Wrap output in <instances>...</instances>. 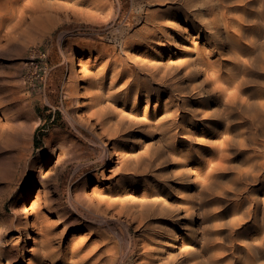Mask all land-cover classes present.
<instances>
[{"label": "bare ground", "instance_id": "1", "mask_svg": "<svg viewBox=\"0 0 264 264\" xmlns=\"http://www.w3.org/2000/svg\"><path fill=\"white\" fill-rule=\"evenodd\" d=\"M3 1L0 0V2ZM60 1L13 0L11 7L5 10L0 9V19H8L11 25L13 23L18 25L29 18L32 21L55 25L69 22L71 18L78 16L79 10L76 3L68 5ZM154 1L155 3L164 1L161 7L168 5L174 9L167 15L157 14L149 17V9L141 8L136 16L122 15L121 18L126 21L117 27L114 25L115 12L119 13L121 10V0H117L120 7L116 8L111 4L110 12L108 11L112 22L109 18L105 21L106 24L96 26L97 17L92 15L91 18L93 19L90 25L91 31L99 33L112 24V33H117L118 37L120 35L123 38L121 52L125 57L119 61L121 71L117 68L112 71L108 86L112 88L119 77H127L126 88L132 92V97L129 98V94L123 95L124 105L127 106V103L130 105L132 100L133 102L142 100L148 105L152 98L163 96H169L173 101L165 104L168 101L166 100L163 103L165 107H169L168 111L161 117L154 115L153 121L157 122V125H150L148 124L149 115L146 112L144 119L139 120L127 115L125 111L116 110L117 108L108 102L110 96L114 97L113 92H106L100 83L99 91L94 96L96 112L85 120L84 127L95 140L102 142L104 146L105 154L100 160L102 167L110 165L115 151L122 156V171L126 179L114 192H106V196H96L94 191L89 198L88 209L95 218L98 217L100 222L103 219L109 220L107 215L118 210V215L124 214L129 217L128 225L138 223L137 225L141 226L153 223L176 227L174 230L169 227L154 229L152 235L143 243L141 261L132 264H236L240 253L245 255L247 264H264V227L261 233L255 236V243L247 241L248 239L243 238L241 234L247 226L242 225L245 223L244 218H241L243 214H250L252 211L254 215L261 213L264 223V193L260 194L264 191V185L256 193H251L247 199L238 201L241 195H236L240 191L236 186L237 183L225 186L222 182L224 173L230 169V164L235 159L228 153L235 150L237 156L245 155L247 147H252L254 156L245 157L244 160L249 162L238 180L243 183L244 180L245 182H256L261 177V171L264 170V101L257 104L260 107L258 110L254 109L255 112L251 114V119H239L238 117L243 112L249 113V110L256 105L251 100L253 95L250 94L248 99H243L239 92L228 94L225 88H222L223 90L217 87L212 88L208 91L210 95H213L212 98L206 99H211L212 107L217 106L214 107L212 115L206 114L204 107L200 105L206 101L197 100L200 98L198 91H201L207 82L210 83L212 80L216 83L215 79L218 75L212 71L216 66L223 65L225 47H229V51L226 53L227 60L224 64L231 66V72L237 71L233 74L231 84L237 83L235 89L239 91L242 86L248 84L245 73L247 67L243 65L247 63V60L242 61L239 54L246 51L243 39L247 38V32L242 24L252 19L251 16L242 17L237 29L230 28L223 20H215L212 16L223 9L245 12L248 6L258 4L257 17L252 20L253 25L248 30L255 28V32H264V0H249V2H245L246 0H149V7ZM166 2L168 4H165ZM236 2L242 3V6L236 8L231 6ZM223 14L227 18V14ZM140 21H142V26L134 28L135 22ZM8 29L12 30L13 27L8 26ZM137 36L143 42L139 48H143L145 52L135 51L133 53V51L125 50L131 39ZM253 39L252 45L260 50L254 58H249V63L253 62L254 65L258 63L255 66H261L264 70V42L258 43L255 35ZM199 40H204L209 48H217V50H201L198 44H193ZM175 48L181 55L179 61L168 60L167 66L164 67L165 63L158 61V56L161 57L162 51L166 49H170L171 55ZM106 54L109 58L114 56L110 50H106ZM170 57V59L173 58ZM171 63H176V65ZM173 68L177 71L176 74ZM98 76L101 80H105L107 76L105 69ZM192 79L197 83L202 81L193 85ZM211 119L216 121L214 126H210L207 122ZM239 120H244V122L249 120L247 122L249 125L242 127ZM202 123L206 124L204 135L194 134V126ZM161 124L168 126L163 133L169 136L165 150L147 153L146 147H143L142 151L141 146L146 144L144 141H138V134H150ZM212 130L217 133V139L222 137L221 141L217 140L212 144L207 139ZM218 134L221 135L218 136ZM6 135L5 131L0 130V143L7 142ZM193 142L200 147V150L184 152L183 149L192 147ZM139 144L138 157L130 160V156H126L129 151L127 149ZM110 145L113 146L112 149ZM121 145H128L129 148L120 149ZM208 146L210 149L216 147L221 155L219 160L208 161L210 170L207 176H200L198 167L201 162H206L203 157H205L204 152ZM170 152L187 159L188 162L180 165L182 168L179 171L166 176L161 181L158 178L162 166L169 161L176 160V157H169ZM106 153L108 158H105ZM145 157L147 164L140 166L139 163ZM138 176H150L151 183H154L145 194L154 198H150V203L154 206L151 214L145 213L144 203H137L136 195L134 196L129 191L130 187L135 188L138 185L136 182H130L129 179ZM32 179L31 175L30 181ZM90 182V176L82 175L78 179L77 187ZM164 188L166 190H163ZM30 193V189L26 187L22 191V197L26 199ZM258 195L261 197H257ZM40 197L39 193L37 198ZM35 203L36 201L32 205L33 208ZM232 207L235 209L231 224L221 225V218ZM3 216L0 210V220ZM28 219L26 212L25 217L19 222L20 225L14 228L22 235L25 246L30 242L36 245L37 249L33 252L34 257L26 264H105L104 252H102L104 240L98 239L88 252L84 250V254H82V249L80 252L73 250V257L68 260L66 259L67 254L63 256L56 254L58 249L54 248L53 243L55 234L47 232L48 237L52 236L50 239L44 234L50 231L44 225L46 217L37 214L40 222L32 225L27 222ZM8 231L7 226L0 222V264H18L13 257V250L18 246L8 244L6 241ZM179 231L185 233L186 240L179 235ZM56 247L61 250V245Z\"/></svg>", "mask_w": 264, "mask_h": 264}, {"label": "rangeland", "instance_id": "2", "mask_svg": "<svg viewBox=\"0 0 264 264\" xmlns=\"http://www.w3.org/2000/svg\"><path fill=\"white\" fill-rule=\"evenodd\" d=\"M61 1L68 5L76 3L79 10L78 16L71 18L69 22L55 25L32 21L30 18L18 25L16 23L11 25L8 23V19H0V130L7 134V142L0 143V210L4 215L0 222H3L9 230L6 238L8 244L12 243L14 246H18L13 250V257L18 264H26L34 257L33 252L37 249L34 242L25 246L22 235L14 229L15 226L20 225L19 222L25 217L26 212L29 218L27 222L30 225L40 222L37 219V214L46 217L44 225L50 231H46L44 234L47 237L49 236L47 232L55 234L53 243L55 244L54 248L58 249L56 254L60 256L67 254L66 259L68 260L73 257V250L80 252L82 249V254H84V250L88 252L99 239L105 241L102 247L105 264L137 263L143 256V243L152 235L154 229L169 227L174 230L176 227L154 225L153 223L141 226L137 225L138 223L128 225L129 217L124 214L118 215V210L107 215L109 220L103 219L101 222L98 217L95 218L91 214L88 204L92 193L95 191L96 196H106V192H114L126 177L122 171V156L116 151L113 153L110 165L101 166L100 160L105 154L104 146L102 142L95 140L84 127L85 120L96 112L94 96L99 91L100 83L106 92H113L114 97L110 96L108 102L113 104L117 108L116 110L125 111L127 115L139 120L144 119L146 112L149 115L148 124L150 125H157V122L153 121V116L161 117L162 114H165L169 109V107H165V104L170 103L172 98L169 96L154 97L148 105L142 100H137V102L132 100L130 105L127 103L125 106L123 95L129 94V98L132 97V92L126 88L127 77H119L112 88L108 86L112 71L116 68L121 71L119 61L125 57L121 52L123 38L120 35L118 37L117 33H112V24L108 25L105 31L99 33L91 31L90 25L93 22L92 15L98 19L96 26L106 24L105 21L109 18V21L112 22L108 11L110 12L111 4L116 8L120 7L117 0ZM12 2L13 0L0 2V9L5 10L11 7ZM245 2H249V0ZM120 4L121 10L119 13L115 12L116 18H114V25L117 27L126 21L121 18L122 15L136 16L141 8L149 9V17L157 14L167 15L174 9L168 5L161 7L164 1L160 3L154 1L150 7L149 0H121ZM231 6L236 8L242 6V3L236 2ZM257 8L258 4L248 6L245 12L223 9L220 13L216 12L212 16L215 20H223L232 29L239 27L240 19L245 15L251 16L252 19H250L251 22L249 20L242 24L247 32V38L243 39L246 51L239 54L242 61L247 60V63L243 65L247 67L245 73L248 84L242 86L240 91L235 89L237 83L231 84L233 74L237 71L231 72V66L225 65L226 53L229 51V47H225L223 65L216 66L212 71L218 75V78L215 79L216 83L211 80L201 91H198L200 98L197 100L206 101V103L200 104L204 107L206 114L212 115L214 107H217L211 106V99L206 100L213 96L208 91L216 87L220 90L227 89L228 94L234 92L238 94L239 92L243 99H248V95L251 94L253 95L251 100L256 105L264 101V70L261 66H255L258 63L255 65L253 62L249 63V58H254V55L259 54L260 50L252 45L251 41L254 40V35L258 38V43L264 42V32H255V28L248 30L253 25L252 20L257 17ZM223 13L227 14V18ZM8 26L13 29H8ZM141 26L142 21L134 24V28ZM142 43L138 36L134 37L125 50L144 53L145 50L139 48ZM193 44H198L201 50H217V48H209L204 40L195 41ZM106 50L112 51L114 56L107 57ZM169 50L162 51L161 57L157 58L158 61L165 63L164 67L167 66L168 60L177 62L181 56L177 48L171 55ZM39 53L46 55L44 61L39 58L33 60V57H37ZM170 56L173 58L170 59ZM260 62L262 61L260 60ZM171 64L176 65V63ZM45 67H47V72L43 75ZM103 69L107 72L105 80H101L98 76ZM173 70L176 74L175 68ZM39 74L43 76V80L37 78ZM192 83L193 85L198 84L193 79ZM166 100L168 101L166 102ZM256 105L249 110V113L243 112L240 117L238 115L237 117L251 119V114L260 107V105ZM248 121L239 120L242 127L245 125L247 127ZM207 122L210 126L216 124L214 119ZM203 124L194 126V134L204 135L206 124ZM167 127V124H161L150 134H138V141H144L146 144L141 146V150L143 151V147H146L147 153L165 150L169 136L167 137L163 133ZM98 130L100 129L98 128ZM216 135L215 130H212L207 139L212 144L217 140L221 141L222 137L217 139ZM220 135L218 134V136ZM191 146L184 148L183 151L197 152L200 150L195 142L191 143ZM109 147L112 149L113 146ZM139 147L140 144L130 148L128 145L119 146L120 149L129 148L126 156H130V160L138 157ZM246 150L245 155L237 156L235 150L228 153L235 159L230 164V169L222 177L225 186L237 183L236 186L240 191L236 195H241L238 197V201L247 199L251 193H256L264 185V170L261 171L262 175L256 182H245L243 179V183L238 180L249 162L244 160L245 157L252 158L254 156L252 147H247ZM169 154V157H176V160L169 161L162 166L158 178L161 181L166 176H171L179 171L182 168L180 165L188 162L187 159L176 156L173 152ZM204 154L203 160L207 163L201 162L199 165L198 175L200 176H207L210 170L208 161L219 160L221 155L216 147L210 149V146ZM106 157L108 158L107 153ZM146 164L145 157L139 165L145 166ZM31 175L33 179L30 181ZM82 175L90 176L91 182L83 186L80 184L81 186L77 187L78 179ZM129 181L138 184L135 188L130 187L129 191L134 196L136 195L137 203H144L145 213L151 214L154 210V206L150 203L152 196L145 195L147 190L154 185L151 183V177H132ZM26 187L30 189L31 193L25 199L22 197V191ZM39 193L41 197L37 198ZM262 193L264 191L260 194ZM35 201L33 208L32 205ZM44 204L46 205L44 206ZM234 209V207L228 209L227 214L221 218V225L231 224ZM253 213L252 211L250 214H240L241 218L245 220L242 225H247L241 231L242 237L247 238V241L251 243H255V236L257 237L264 227L262 214L254 215ZM238 219L240 218L238 217ZM184 234L183 231H179V235L183 240H186L187 236ZM59 245H61V250L56 247ZM244 256L240 253L236 264H247Z\"/></svg>", "mask_w": 264, "mask_h": 264}, {"label": "built area", "instance_id": "3", "mask_svg": "<svg viewBox=\"0 0 264 264\" xmlns=\"http://www.w3.org/2000/svg\"><path fill=\"white\" fill-rule=\"evenodd\" d=\"M34 58H39V59H41L42 61H44V60L46 59V55H44V54H42V53H39V54L37 55V57H36V56L33 57V60H34ZM46 72H47V67L44 68V70H43V72H42L43 75L46 74ZM37 78L43 80V76L40 75V74L37 75Z\"/></svg>", "mask_w": 264, "mask_h": 264}]
</instances>
